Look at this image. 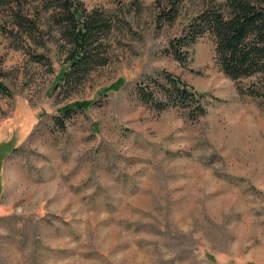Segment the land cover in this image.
Returning <instances> with one entry per match:
<instances>
[{"label": "rangeland", "instance_id": "1", "mask_svg": "<svg viewBox=\"0 0 264 264\" xmlns=\"http://www.w3.org/2000/svg\"><path fill=\"white\" fill-rule=\"evenodd\" d=\"M79 1L115 23L108 64L70 93L54 29L33 42L0 5V264H264V108L237 89L252 78L223 73L209 33L185 65L166 50L208 0L182 1L172 22L171 0ZM162 71L205 94L204 116L137 98ZM76 101L91 103L59 128Z\"/></svg>", "mask_w": 264, "mask_h": 264}, {"label": "trees", "instance_id": "2", "mask_svg": "<svg viewBox=\"0 0 264 264\" xmlns=\"http://www.w3.org/2000/svg\"><path fill=\"white\" fill-rule=\"evenodd\" d=\"M29 1L37 3L33 17L22 12L23 4ZM182 1L171 0L161 19L172 22ZM0 5L11 9L17 7L14 23L33 42L40 43L38 34L44 33L45 29L48 33L54 29L64 54V68L56 85L66 93L82 85L93 70L108 64L111 47L108 38L115 18L107 10H86L79 0H0ZM43 17L46 18L44 22ZM206 33L213 37L214 58L223 73L233 80L252 78L248 86H238V92L259 100L264 108V0L205 1L183 34L170 41L167 53L185 65L187 48ZM23 45L15 47L24 48ZM32 58L36 62H48L43 54L32 53ZM4 75L0 62V94L10 96ZM135 95L157 112L178 108L190 120H197L207 112L205 94L167 71L148 75L136 83ZM90 103L66 104L59 110L61 115L53 118L55 124L64 129L65 120L85 110Z\"/></svg>", "mask_w": 264, "mask_h": 264}]
</instances>
